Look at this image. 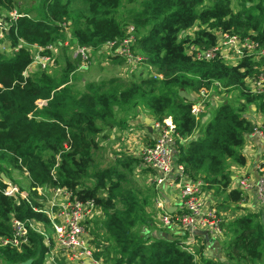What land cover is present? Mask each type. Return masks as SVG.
I'll list each match as a JSON object with an SVG mask.
<instances>
[{"label":"trees","instance_id":"16d2710c","mask_svg":"<svg viewBox=\"0 0 264 264\" xmlns=\"http://www.w3.org/2000/svg\"><path fill=\"white\" fill-rule=\"evenodd\" d=\"M232 3L33 0L24 4L0 0V237L12 236V219L38 222L49 232L48 218L35 210L42 204L35 188L65 187L79 199L92 200L99 210L102 218L96 216L86 229L92 237L93 256L104 264L263 261L264 209H246L223 224L226 236L218 240L223 255L220 263L206 251L208 241L202 234H195L198 242L188 251L183 248L187 236L170 227L171 233L165 232L170 238L162 235V228L148 218L146 202L125 185L128 173L140 164L138 158L117 156L108 167H100L96 158L109 131H125L130 120L146 111L154 122L170 119L176 134L174 163L182 165L189 179L201 180L214 197L222 196L218 205L242 199L241 193L230 187L232 165L227 167V163L239 166L245 162L241 150L255 122L244 112L253 106L264 117V93L252 92L245 81L264 70V55L258 59L245 56L227 64L220 58L196 60L185 50L187 44L201 48L215 45L216 32L249 37L264 48V0H237V9ZM13 11L16 17L11 16ZM129 27L133 29L132 51L153 73L132 74L126 84L118 76H110L88 81L83 90L73 89L69 84L80 60L66 55L67 50L87 47L92 56L107 41L126 37ZM192 28L193 35L182 36ZM64 41L68 45L61 47L65 57L59 76L45 70L23 75L32 61V46ZM214 82L227 93L236 91L238 102L215 105L202 123L191 113L192 101L179 92L197 95L202 89L211 90ZM39 101L45 102L40 109ZM260 124L264 127V119ZM13 171L25 172L29 183L25 198L3 194L7 183L1 174L14 184ZM143 227L149 229L147 233ZM26 237L18 247L0 245V264H46L44 257L53 249L51 239L46 241L30 228Z\"/></svg>","mask_w":264,"mask_h":264},{"label":"built area","instance_id":"2783aa9c","mask_svg":"<svg viewBox=\"0 0 264 264\" xmlns=\"http://www.w3.org/2000/svg\"><path fill=\"white\" fill-rule=\"evenodd\" d=\"M10 14L12 17L17 15L15 11ZM132 30L129 27V34L126 37L120 41H107L97 51L110 56H119L124 59V62L127 61L135 67L137 63H141L142 58L132 51L134 43ZM187 34H189L188 31H185L182 36ZM216 36L215 45L209 48L187 44L185 47L187 54L196 60L206 61L220 58L227 64H235L238 59L245 56L258 59L259 56L264 55V48H260L249 37L242 38L227 32H216ZM0 38H3L1 28ZM67 45L68 42L64 41L45 47L32 46V61L23 72V75L27 77L36 71L45 70L54 61L58 49ZM73 50L72 58L80 60L77 69L87 68L90 65V49L76 46ZM245 81L252 92L264 93V70ZM213 85L221 88L217 82H214ZM210 91V89H202L197 95H188L187 99L192 101L191 113L197 119L202 112L203 102ZM39 102L45 104L44 101ZM152 128L155 132V139L152 144L141 148L140 163L154 173L152 179L154 186L172 190L176 194V204H173L174 207L172 206L173 211L171 213L164 209L163 194L155 200V206L159 211V220L164 226L173 229L174 233L187 234L183 241V248L188 251H191L194 243L198 242L195 234L199 231H205L213 239L219 240L223 235L222 212L214 206L213 202L206 199L203 191L204 183L201 180L193 181L189 179L183 172L182 165L174 163L176 134H174L173 124L169 118H166L161 123L154 122ZM250 134L261 146L254 162L255 174L249 179L238 181V183L241 188L255 195L254 200L258 203V207L264 208V132L256 130L255 133ZM6 183V187L3 189L4 195L26 197L27 192L21 190L16 183ZM35 189L40 195L42 203L41 207L35 210L44 213L48 218L50 223L49 232L38 222L30 220L26 224L12 219L13 234L10 238L0 237V245L9 244L18 247L26 242V235L30 228L45 236L46 241L50 238L53 243V249L44 257L46 264H104L102 259L93 256L92 237L86 229V226L93 225L96 216H101L94 202L90 199L77 198L72 190L65 187H36Z\"/></svg>","mask_w":264,"mask_h":264},{"label":"rangeland","instance_id":"374dc122","mask_svg":"<svg viewBox=\"0 0 264 264\" xmlns=\"http://www.w3.org/2000/svg\"><path fill=\"white\" fill-rule=\"evenodd\" d=\"M32 1L33 0H20V2L24 4L30 3ZM77 6L82 7L80 3H77ZM232 6L234 9H237L238 7L237 0H233ZM65 31H66L67 38L70 37L69 28L66 27ZM187 31L190 35H193L194 28L189 29ZM67 51L69 52L66 55H69V57L71 58L72 53H74L73 48ZM64 57H65L64 50L59 48L58 52L54 56V61L46 67L45 71L52 76H59L64 66ZM111 57L112 56L107 55L104 52L96 51L92 53L90 63H89L90 65L87 68L77 69L71 76L72 82L69 85L73 89L83 90L87 81L89 80L97 81L99 79L107 78L110 76H118L121 79V82L123 84H126L129 82L132 74H135V76L139 77L141 74H146L149 72L153 73L152 68L146 65L143 61H141V63H137L136 66L133 67L127 61L124 62L122 60L121 62L119 60H112ZM148 67H150L149 70H148ZM115 68L117 69L119 68L118 69L119 72L118 71L115 72L114 70ZM223 102H230V103L236 102L237 103L238 95L236 91H230L227 93L225 90L221 88H216L214 86L211 89V91L208 93V95L206 96L203 102V108H202V112L200 115H203V114L210 115L213 107ZM43 105L44 104L42 102H39L37 108L40 109L43 107ZM244 116L247 117L249 120H251L253 123L255 122V128L251 133H255L256 130H261L264 132V127L262 126V124H260L263 121L264 117L260 113L256 112L253 106H249V108L244 112ZM105 134H107V132ZM123 134H126V133H123ZM107 136H108L107 138L101 141L100 143L101 149L96 153V158L100 164V167H108L111 164L112 159H115L117 156H122V155L136 157L139 159V161H141L140 157H141L142 151L140 148L135 147V144L126 143L125 141L119 140L120 137L118 136V133H115L112 130L108 132ZM154 139H155V135L153 137V140H151V144L153 143ZM231 165L233 169L238 168L235 165H233L231 161H229L227 163V167L230 166L231 168ZM233 169L232 171L230 169V171L232 174L235 175L236 170L234 171ZM12 175L15 181L17 182L16 184L20 187V189L24 190L26 193L29 183H28V180L25 174L19 173L17 171H13ZM153 176H154V173H152L151 170L145 168L141 163L140 164L138 163V165L133 168V171L131 173L130 172L128 173V178H127V181L125 182V185H128L129 188L138 195L140 200L146 202L144 204V209H145V212L149 215L148 218L151 219L152 222H155L158 227L162 228L164 233L165 232L171 233V231L166 226H164L159 220V211H156L157 208L155 206V200L161 197L160 196L161 194L167 195V191L164 188H157L156 186H154V181L152 180ZM250 177L251 175L248 173V169L239 171L238 174L235 176V183L231 184L230 187L232 189L238 190L242 195V199L238 203H229L227 206L221 205V207L218 208L220 212L222 211V212H225V214H227V215L222 214L223 224L225 222L233 220L234 217H236L238 213H243V212H240L241 209L245 210L244 208L245 206H243V203H250L251 206L258 207V203H256L254 200L255 195L250 194L248 191L241 188V186L238 183V181L242 179H249ZM203 191H204V194L205 192L207 193L208 198L214 199V201L217 200V202H219L222 200L221 198L222 196L214 197L212 192L205 189L204 187H203ZM210 199L208 201H210ZM242 200H245V201L242 202ZM217 202H215V205L217 204ZM260 209H264V208H260ZM101 218L102 216H100V218L98 217V219H101ZM142 229L144 233H147V230H149L148 228H144V227ZM201 232L203 231H199L198 233L202 234ZM223 232H224V228H223ZM185 236H187V234H185ZM225 236H226V232L224 233L223 238ZM210 238H211L210 240L217 241V239H213L211 236ZM223 238H221L220 241L223 240ZM219 262L222 263L223 260H219ZM194 264H197V263L194 261Z\"/></svg>","mask_w":264,"mask_h":264},{"label":"crops","instance_id":"0c3cea01","mask_svg":"<svg viewBox=\"0 0 264 264\" xmlns=\"http://www.w3.org/2000/svg\"><path fill=\"white\" fill-rule=\"evenodd\" d=\"M116 58H118V57H116ZM111 59L117 60L115 58L113 59L112 57H111ZM149 68L150 67H148V70H149ZM118 69L115 68L114 69L115 72H117ZM89 81H92V80H89ZM185 94L188 95L187 93H185ZM209 116L210 115H207V114L200 115L199 116L200 122H202V123L205 122L209 118ZM153 124H154V121L151 118V116L146 111H141L134 119L129 121V128L128 129H126L123 132H115V133H118V136L120 137L119 140L125 141L126 143L135 144V147H138L141 149L143 147H146V145H148L149 143L151 144V140H153V137L155 134V132L153 131V128H152ZM123 133H126V134H123ZM197 134H198V130L195 132L194 136H196ZM245 139L246 140H245L244 146L241 150L245 156V164L239 165V166L235 165L236 167H238L235 169H233V167L231 168V170L232 169L234 171L236 170L235 175L231 173V179H232L231 184L235 183V176L241 170L248 169V173L251 176H253L255 174L254 162L257 159V154L259 153L261 146L257 144V142L253 139L251 134L246 135ZM247 166H248V168H247ZM166 191H167V195L163 194L165 204H168L169 206L170 205L173 206V204H176V194H175V192H173L172 190H169V189H167ZM205 194H206L205 195L206 199L209 200L210 198H208L206 192H205ZM210 201L213 202L214 206H216L217 209L221 207V205H218V203L215 205V202H217V200L214 201V199H210ZM243 206H245L244 207L245 210L246 209H248V210L254 209L256 211L260 210V207H257V206L253 207V206H251L250 203H244ZM245 210L241 209L240 212H243V213H238L237 216L244 214ZM222 214H225V212H222ZM225 215H227V214H225ZM226 220H228V219H226ZM153 233H155V232H153ZM223 236H224V232H223V235L220 237V239L223 238ZM204 238H206V237L204 236ZM207 241H208V239H207ZM217 241H218V239H217ZM205 249L209 254H213L217 259L219 258V260H223V255L220 252L221 250L219 249V245L213 244V240L208 241V246H206ZM26 263H28V262H26ZM23 264H25V263H23ZM260 264H264V259Z\"/></svg>","mask_w":264,"mask_h":264},{"label":"water","instance_id":"95a60500","mask_svg":"<svg viewBox=\"0 0 264 264\" xmlns=\"http://www.w3.org/2000/svg\"><path fill=\"white\" fill-rule=\"evenodd\" d=\"M179 94L181 95V96H183L184 98H188V95H186L185 94V92H179ZM1 178L3 179V181H5V182H8V178L7 177H5L3 174H1ZM164 209L167 211V212H169V213H171L172 211H173V207L172 206H169V205H167V204H165V206H164ZM205 237H206V239H208V240H210L211 238H210V236L205 232V231H203V232H201ZM162 235H168V234H166V233H162ZM167 237H169L170 238V235H168ZM213 244H216V245H218V241H213ZM25 264H30L29 262L28 263H25Z\"/></svg>","mask_w":264,"mask_h":264}]
</instances>
